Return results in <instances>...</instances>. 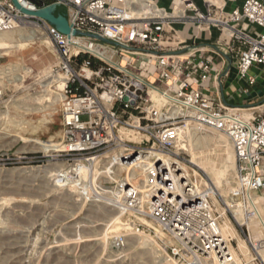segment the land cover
<instances>
[{
  "label": "built area",
  "instance_id": "built-area-1",
  "mask_svg": "<svg viewBox=\"0 0 264 264\" xmlns=\"http://www.w3.org/2000/svg\"><path fill=\"white\" fill-rule=\"evenodd\" d=\"M47 1L58 4L72 31L82 35H62L44 20L21 14L10 0H0V33L40 29L58 54L57 71L65 80L63 150L49 159L63 167L53 176L60 188L87 202L111 199L123 229L148 233L172 260L228 263L231 240L222 234L215 209L222 201L198 172H188L185 154L177 150L188 129L220 133L233 150V181L246 223L235 222L247 231L248 264H264V239H252L247 226L254 216L250 200L264 189V117L245 120L239 108L203 92L212 78L218 80L214 58L175 54L181 50L174 48L171 27L191 23L224 33L227 51L237 54L238 78L252 86L257 75L249 76L251 69L264 75V35L244 26L264 29V3L244 0L224 13L209 2L200 11L191 0H182L177 12L174 0L168 8L156 0ZM125 243L124 234L111 239L114 249Z\"/></svg>",
  "mask_w": 264,
  "mask_h": 264
},
{
  "label": "rangeland",
  "instance_id": "rangeland-1",
  "mask_svg": "<svg viewBox=\"0 0 264 264\" xmlns=\"http://www.w3.org/2000/svg\"><path fill=\"white\" fill-rule=\"evenodd\" d=\"M156 1L160 5L159 0ZM172 1L173 0H168V6ZM18 29L23 31V33L26 32L25 35L30 36L31 39L25 41L26 43L24 42L22 48L6 51V56L0 58V69H9V71L7 69L8 73L6 70L4 71L6 73H1L0 71L2 75H0V89L3 91L0 113H2V117L6 115V119L12 122L7 135L0 134V202L3 203V205L0 203V264H154L159 259L169 260L172 264H184L182 261L170 259L156 239L148 233H136L130 229H120L117 232H112L110 237L124 234L127 243V240L131 241L139 236H149L153 243L152 247L155 249V254H153L151 247L145 250V248H135L136 246H134L121 253L118 250H106V247L102 250L103 248H99L96 242L93 243V241H67L72 237L73 228L76 226L75 224L87 218H103L114 208L109 203L105 204L102 200L95 199L92 202L96 201L99 207V210H97V207L96 209L92 207V202L82 200L84 207L81 211L75 212L71 217L65 214L63 217L62 213L65 206L62 204V201L68 205L70 199L67 196L70 195V193L71 195L75 194H73L72 190L60 188L59 186L56 187L57 191L55 192L50 190L49 184L51 181L49 182L47 177L56 172L45 175V171L52 168L54 165L49 159V156L53 155L54 152L49 153L47 151H40L33 148L30 143V141L39 140L43 143L50 142L61 144L63 133L61 117L62 100L54 102L46 110L32 112L33 114L28 112L24 113V111L22 109L20 110L18 107L22 108L23 106V109L39 107V105H37L39 102L33 99L45 94V91H50V94L60 93L63 96V92L61 93L63 88L62 90L57 88L55 90L56 86L51 82H54L55 77L64 78V76L57 71V64L59 61L58 54L46 34L37 28L22 27ZM82 59L85 58L83 57L81 60ZM6 65H8V67ZM23 70H26V73ZM63 82L65 83V80ZM42 86H48L49 88L46 90V88ZM47 104L48 103H45L43 105L47 107ZM258 113L264 116V112ZM252 114L251 112L250 117H252ZM253 115L256 116V114ZM80 119L81 121H85L86 117L83 116ZM17 123H23V126L17 128L15 127V125H18ZM14 129L18 130L17 133H19L21 137L18 141H15V137H13L15 136V133H13V131H15ZM205 132L208 135H212L211 131ZM222 137L225 138L223 135ZM22 139L24 140L21 141ZM180 151L185 154L188 172L191 173L190 168L195 170L204 178L203 181L210 183L215 189L210 179L199 168L192 165L191 161L193 156L196 155L194 157H201L203 160L206 159L214 165V167L220 168L227 158V155H225L226 152L224 153L225 150L220 148L217 149L212 146L210 149L203 150L204 152H201L202 155L201 153L192 155L183 150ZM57 164L60 166L59 170H61L63 168L61 163ZM26 169H36L37 171L24 173ZM229 176H232L231 178L233 180L235 172H230ZM51 179H54V177ZM53 183H55V181ZM235 193L237 195V191ZM216 195L219 196L218 193H216ZM7 198L10 200L8 203L6 202L7 200H5ZM58 198H60V202ZM76 199L80 200L77 196ZM220 199L222 204L215 205L218 214H222V210L225 212V215H223L219 221L220 226H222L226 218L229 219L237 235V239L229 238L231 240L229 243L230 251L236 253L239 264H248L251 258V252L245 241L247 231L245 227L243 232L237 228L233 211L228 208L223 197H220ZM57 201L58 205L56 204ZM257 205L263 207L259 201ZM66 208L70 209L72 206L69 204ZM90 209H94L92 210L93 213H90ZM61 211L62 213H60ZM65 212L67 211L65 210ZM236 221L238 222V220ZM96 229L100 230L103 229V227L100 226ZM92 231V228H78V230H76L78 234L80 233L85 236H91ZM248 232L250 237L254 240L264 239L262 236H254L250 230ZM86 239H90V237ZM59 240H61L59 243H55ZM65 242L66 244H64ZM57 244L64 245L57 247ZM246 246L249 249L248 259L245 258L241 250V248L245 250ZM109 252L114 256L108 258L110 255ZM261 255V258L264 260V253Z\"/></svg>",
  "mask_w": 264,
  "mask_h": 264
},
{
  "label": "bare ground",
  "instance_id": "bare-ground-1",
  "mask_svg": "<svg viewBox=\"0 0 264 264\" xmlns=\"http://www.w3.org/2000/svg\"><path fill=\"white\" fill-rule=\"evenodd\" d=\"M207 1H209L210 3H214L212 0H207ZM21 4L25 8H27V9L29 8L28 7L29 5L25 2V0H22ZM214 4H216V3H214ZM177 5H180L182 7V0H174L173 4L171 5L172 9H174L175 12H177V10L181 8L180 6H177ZM180 10H183V9H180ZM25 33L26 32L23 33V31H21L19 29H15V30H12V31L0 33V58H3L4 56H6V54H7L6 51H12V50H15V49L22 48L24 46V42L31 39V37L28 36V35H25ZM111 61H113V60H111ZM6 66L8 67V65H6ZM14 66H15V64H14ZM7 69L8 68H1L0 71H1V73L2 72L6 73ZM5 70H6V72H4ZM8 71H9V69H8ZM23 71L25 72L26 70H23ZM30 71H32V70H30ZM1 73H0V75H1ZM39 74H40V72H39ZM45 76H47V75H45ZM9 77H10V75H9ZM20 79H21V77H20ZM63 81H64L63 77H57V78L55 77L54 82L52 81L51 83H53L56 86V87L54 86L55 90H56V88L59 89V90H62L63 85H64ZM48 86H42V87L46 88V90H47L49 88ZM51 86H53V85H51ZM52 92H53V90H52ZM44 93L45 94H43V95H41V96H39L37 98L32 96V97L35 98V99L32 98L33 100L39 102V104L36 103L37 105H39V107L32 108V107L29 106L31 109H23V106H22V108L21 107H18V108L20 110L22 109L24 111V113L25 112H28V113L41 112L42 110L48 109L54 102H56V101L58 102V100H62L63 99V96L60 93L59 94H54V93L50 94V91H45ZM61 93H62V91H61ZM151 96H154V95L151 93ZM155 100L159 104L163 103L162 100H160V99L155 98ZM45 103H48L47 107L43 105ZM237 110L243 115L245 120H249L250 119V113L252 112V110H250V109H237ZM1 114L2 113H0V134L7 135L8 131H9V128H10V124H12V122L10 120L6 119L7 118L6 115L4 117H2ZM41 124H43V123H41ZM13 125H15V124H13ZM20 126H23V123H19L18 125H15V127H17V128H20ZM17 131L18 130L13 131V133H15V136L12 135L13 137H15V141H18V140L21 139V137L19 136V133H17ZM23 140L24 139H22L21 141H23ZM30 143L32 144L33 148L38 149L40 151H47L49 153L63 150L62 144H54V143H50V142L49 143H43V142H41L39 140L30 141ZM212 146L216 147L217 149L218 148L224 149L225 150L224 153L226 152V154H225V155H227V158L225 159L226 161L223 163V165L220 168L214 167V165H212L206 159L203 160L201 157H194L196 155L193 156L191 164L196 166L197 168H199L210 179V181L215 186V189L217 191L216 193H218V195L220 197H223L225 199L228 208L233 211V214L235 215V219L238 220V222L241 225H244L246 223V221H245V219L243 217V213H242V211H241V209H240V207L238 205V197H237V195L235 193L237 191L236 190L237 187H236V185L234 184V181L231 178L232 176L231 177L229 176L230 172H233V173L235 172V166H234V157H233V152H232L233 151L232 150V146H231L230 142L226 139V137L224 138V137H222L221 134L216 133V132H212V135H208L205 131L198 130L196 128L188 129L184 133L182 141H180L178 143L177 150L178 151L183 150L184 152L193 155V154H197V153L200 154L203 150H205V149L207 150L208 148L210 149ZM201 155H202V153H201ZM202 157H204V156H202ZM59 169H60V166L57 163L56 164L54 163L52 168H50V169L45 171V175L48 174V173H52V172H58ZM34 171H37V170L36 169H26L24 171V173H32ZM195 174H197V173L195 172ZM230 175H232V174H230ZM53 176H54V174H50L49 177H47V179H49V182L51 181V183L49 184V187L51 188L50 190L52 192H55V191H57L56 187L58 185L60 187L61 185L59 184L58 181H55V179H51ZM54 181H55V183H53ZM67 197L70 199V203H68V205L64 201H62V199H61V201L63 202L62 204H64V206H65L64 210H63V213H62V211L60 212V213L63 214V217H64V214L69 216V217H71V216H73V214L75 212L81 211L83 209V207H84V204H82V200L81 199L80 200L76 199L75 195H71V193H70V195H68ZM58 199H59V202H60V198H58ZM5 200H7L6 201L7 203L10 201L9 198H7ZM100 200H102L105 204L109 203V204H111V206L113 205L111 199H109L107 197L106 198H102ZM250 201L255 205L254 207H252V211H253L254 216L251 218L249 223L247 222V226H248L249 230L252 232V234L254 236H257V237H261L262 236V238H263L264 237V208L257 205L259 200H258V197H256V195ZM0 203H1V205H3L2 202H0ZM54 203H55V201H54ZM56 204L58 205V201L56 202ZM69 204L72 206V208H70V209L68 208L67 209L66 206H69ZM56 206H54V207H56ZM92 207L95 208V209L97 207L98 208L97 210H99V207L96 204V201L92 202ZM65 210L67 212H65ZM92 210H94V209H92ZM92 210L90 211V213H93ZM220 215H221V217L223 215H225L224 210H222V214H220ZM75 225L76 226H75V228H73L72 237L70 239H68L67 241H71V242L93 241V243L96 242V244H97V246L99 248L100 247H101V249L103 248L102 250H104V248L106 247V250H118L121 253L124 250H128V249H130V248H132L134 246H136L135 248H142V249L145 248V250H146V248L151 247V249L153 250V254H155V249L152 247L153 243H152L151 239L149 238V236L148 237L147 236H145V237L144 236H139V237H137V238H135V239H133L131 241L127 240V243L124 245V247L120 248V249H114L111 246V239L114 236L110 237V234L112 232H117L120 229H123V226H122L121 220H120V214H119V212L116 209H111L109 211V213L103 218H95V219L87 218L84 221L79 222L78 224H75ZM100 226L103 227V229L97 230L96 228L100 227ZM78 228H86V229L87 228L88 229L92 228L93 229L92 235L91 236H85L83 234L81 235L80 233L78 234V232H76V230H78ZM74 229H75V232H74ZM220 229H221L222 234L226 238H230L231 237L232 239H237V235H236V232L234 230L235 228H233V226H232V224H231L229 219L226 218L224 220L222 226H220ZM58 237H59V235H58ZM89 237H90V239H86V238H89ZM91 237H92V239H91ZM60 241L61 240H59V241H57L55 243H59ZM63 241H64V238H63ZM243 243H244V241H243ZM64 244H66V242ZM34 245H36V244H34ZM63 245L57 244V247L58 246L60 247V246H63ZM241 250H242L245 258L248 259L249 258V249H248V247L246 246L245 250H243L241 248ZM39 253H41V252H39ZM34 254L37 255L36 253H34ZM109 254L110 255L108 256V258H111L112 256H114L110 252H109ZM229 254H230V256H229V259H228V263H225V264H239V259H238L237 255H236V253H234V251H230ZM156 260H157V258H156ZM154 264H172V263H170V261L166 260V259H159Z\"/></svg>",
  "mask_w": 264,
  "mask_h": 264
},
{
  "label": "crops",
  "instance_id": "crops-1",
  "mask_svg": "<svg viewBox=\"0 0 264 264\" xmlns=\"http://www.w3.org/2000/svg\"><path fill=\"white\" fill-rule=\"evenodd\" d=\"M195 7L200 11L206 10L207 0H191ZM212 5L219 7L224 13H229L236 8H240L244 0H212ZM264 3V0H261ZM160 7L168 8V0H159ZM210 3V2H209ZM175 31L174 48L181 51L187 50L186 54L195 53L196 57L212 55L214 58V75L218 80L212 78L203 92L220 100L224 105L223 98L227 104L235 107L252 110L253 114L260 115L258 112H264V75L260 74L256 68L249 72V76L257 75V81L250 86L247 80H240L236 73V53H229L226 48L227 36L220 33L213 27H200L195 24H173L171 26ZM250 34L264 35V29L250 25L244 26ZM226 37H225V36ZM184 53V54H185ZM225 56H230L232 63L226 76H223L229 62ZM213 76V75H212ZM247 91L245 93L244 91ZM227 106V105H226ZM262 117L263 114L261 115ZM256 197L264 207V189L257 192Z\"/></svg>",
  "mask_w": 264,
  "mask_h": 264
},
{
  "label": "water",
  "instance_id": "water-1",
  "mask_svg": "<svg viewBox=\"0 0 264 264\" xmlns=\"http://www.w3.org/2000/svg\"><path fill=\"white\" fill-rule=\"evenodd\" d=\"M10 1L13 7L17 11H19L21 14L44 20L50 26H52L58 33L62 35H65L68 37L71 35L73 36L82 35L79 32L72 31L71 27L68 24L65 11L58 4L52 3L49 5H44V2L42 0H28L29 2L33 3L37 7V9L33 11V10H29L25 8L18 0H10ZM90 37H93V36H90ZM93 38L102 40L99 37H93ZM185 52H187V50L178 51V52H175V54H184ZM225 57H226V60L229 62V67H227L223 76L229 71L230 65L232 63L230 56H225ZM223 101L225 105H227L228 107H235L230 104H227L224 98H223Z\"/></svg>",
  "mask_w": 264,
  "mask_h": 264
},
{
  "label": "trees",
  "instance_id": "trees-1",
  "mask_svg": "<svg viewBox=\"0 0 264 264\" xmlns=\"http://www.w3.org/2000/svg\"><path fill=\"white\" fill-rule=\"evenodd\" d=\"M43 2H45L46 4H48L49 2L47 0H42Z\"/></svg>",
  "mask_w": 264,
  "mask_h": 264
}]
</instances>
